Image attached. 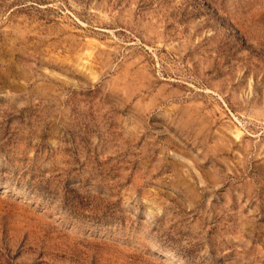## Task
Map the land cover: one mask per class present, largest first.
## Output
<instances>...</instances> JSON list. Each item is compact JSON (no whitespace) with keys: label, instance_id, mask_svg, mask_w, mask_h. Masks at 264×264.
<instances>
[{"label":"rangeland","instance_id":"obj_1","mask_svg":"<svg viewBox=\"0 0 264 264\" xmlns=\"http://www.w3.org/2000/svg\"><path fill=\"white\" fill-rule=\"evenodd\" d=\"M0 264H264V0H0Z\"/></svg>","mask_w":264,"mask_h":264}]
</instances>
